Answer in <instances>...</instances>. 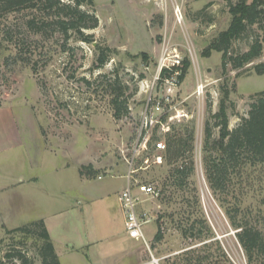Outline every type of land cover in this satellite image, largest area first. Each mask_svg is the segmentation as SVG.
I'll return each mask as SVG.
<instances>
[{
  "label": "rangeland",
  "instance_id": "1",
  "mask_svg": "<svg viewBox=\"0 0 264 264\" xmlns=\"http://www.w3.org/2000/svg\"><path fill=\"white\" fill-rule=\"evenodd\" d=\"M176 6L182 13L181 23L174 16ZM82 7L98 18L97 27L85 30V34H92V43L72 34L63 45V37L57 31L42 40L18 26L17 17L0 18V25L10 24L12 29L15 26L13 35L21 32L18 38H26L21 48L23 56L30 60L29 64L15 61L16 37L14 41L0 37V104L12 105L23 130L22 147L0 153V185L10 183L9 188L0 192V256L12 248L25 246L24 252L37 264L39 259L34 255L31 241L24 246L15 244L11 237L19 238V234L8 231L40 219L46 222L52 239L69 237L72 227H76L72 235H77L78 230L79 236L84 238L88 227L83 218L86 210L80 209L81 214L72 210L75 190L83 186L74 164L75 156L89 148L91 157L97 160L108 163L121 160L120 148L130 146L143 106L145 84L153 81L156 60L166 41L176 46L182 58L190 62L171 106L188 113V117L173 126L179 130L188 122L195 126L194 168L182 188L172 184L171 165L163 161L164 152L161 164L149 163L139 170L138 177L152 183L159 192L137 207L138 212L148 209L153 218L143 226L147 245L140 242L148 259L151 261L152 255L158 264L259 262L257 259L248 261L205 178L203 158L206 154L202 148L207 122L211 139L217 138L218 127H213L212 115L218 111L222 100L228 129H232L247 115L251 96L264 90V74H257L251 64L242 69H233L228 64L222 72L221 53L213 51L209 57L201 56L208 42L229 24L226 2L93 0L92 6ZM96 44L98 51L109 48V58L100 68L94 67ZM233 49L244 50L246 45L241 40L235 41ZM258 62L264 64L263 51L254 63ZM112 72H117L119 79L128 85L124 96L131 95L127 102L128 114L122 118L113 117L110 96L99 84L100 74ZM198 74L207 80L205 93L199 100L192 95ZM154 135L161 137L165 145L166 135L157 131ZM151 145L150 142L148 146ZM143 159L148 162L149 158L145 154L136 165ZM180 159L188 163L190 158L185 153ZM104 174L102 180L94 176L89 184L109 186L110 174ZM31 177H36L37 181L29 180ZM236 178L218 194L233 204V192L240 208L251 210L264 225V163L244 166L240 177L236 175ZM59 211L64 212L58 215ZM96 213L99 225L103 222L104 226L102 212L97 210ZM193 219L197 221L195 231L201 233V238H186L179 229V226L189 228ZM157 225L163 238L151 242ZM61 262L72 264L73 259L62 258Z\"/></svg>",
  "mask_w": 264,
  "mask_h": 264
},
{
  "label": "trees",
  "instance_id": "2",
  "mask_svg": "<svg viewBox=\"0 0 264 264\" xmlns=\"http://www.w3.org/2000/svg\"><path fill=\"white\" fill-rule=\"evenodd\" d=\"M230 21L226 29L220 31L203 48L202 57H209L211 52L221 53L222 72L226 71L228 64L233 69H242L251 64L257 74H264V64L254 63L262 55L264 47V0H224ZM93 0H0V18L13 15L18 18L17 25L22 26L30 35L39 36L40 39H49L54 31L63 37V45L69 35L75 34L76 38L88 43L93 42L92 34H85V30L98 26L97 16L82 6H92ZM210 5V3L208 4ZM207 5V6H208ZM23 13L22 16H17ZM10 24L0 25V37L14 41L17 49L14 60L27 61L23 56L22 46L24 37L13 35L16 28ZM71 33V34H70ZM246 45L244 50H232L233 43L239 41ZM94 49L97 56L94 67H102L109 58V48L100 50L98 44ZM189 60L183 59L180 81L184 78L189 68ZM113 73V72H112ZM165 75V72L162 73ZM99 84L110 96V104L113 107V117L122 118L128 114L127 102L131 95L124 96L128 85L122 82L117 72L113 74H100ZM103 79V80H101ZM85 81V80H84ZM90 83L89 81H85ZM227 95V94H225ZM247 115L241 117L239 123L232 129H228V117L224 101L222 100L218 111L212 115L213 127H218V137L211 139V127L207 122L205 127V140L202 151L206 154L203 158L205 178L209 190L216 196L223 208L229 224L235 230L234 235L244 249L248 261L259 260L254 264H264V225L251 210L244 211L239 206L237 196L233 194V204L223 200L219 192H223L227 183L231 184L233 177H240V170L246 166H255L264 163V90L255 93L250 98ZM190 126V127H189ZM179 130L173 126L166 134L165 151L163 161L169 168V176L172 184L182 188L194 168L193 150L195 138V126L188 122ZM188 153V163L180 158ZM88 166H80L81 176L92 172ZM237 179V178H236ZM242 179V178H241ZM238 182V179L237 181ZM234 185V184H233ZM235 190V186L233 188ZM250 214H247V212ZM248 215V216H247ZM252 215V216H251ZM196 219L191 221L189 228L179 226L186 238H201V233L195 231ZM8 233H17L19 238L11 237V241L20 246L27 245L31 241L34 255L39 259L37 264H59L58 257L51 243L48 231L43 220L33 221L27 225L17 226ZM163 238L159 225L155 233L154 242ZM25 247V246H24ZM24 247L12 248L0 256V264L13 263L16 259L19 264H33L34 258L24 252ZM255 258V259H253Z\"/></svg>",
  "mask_w": 264,
  "mask_h": 264
},
{
  "label": "crops",
  "instance_id": "3",
  "mask_svg": "<svg viewBox=\"0 0 264 264\" xmlns=\"http://www.w3.org/2000/svg\"><path fill=\"white\" fill-rule=\"evenodd\" d=\"M22 133V126L12 105L0 104V153L8 152L14 148L20 149L23 142ZM91 156L90 149L86 148L75 156L74 161L77 171H79L80 166L88 165L92 170L91 173L83 176L78 173L83 186L76 189L73 195L72 210L77 214H81L80 209L82 212L86 210L83 218H85L88 227L84 238L79 236L78 230L77 235H72L75 234L76 229V227H72V236L52 239L50 230L44 222L59 264H62V258L66 257L73 259L72 264H152L142 243L126 234L125 217L118 202V194L126 184L124 162L122 160L112 162L111 160L108 163ZM100 169H102L101 173ZM104 173H109L110 179H112L109 186L92 187L89 184L94 176L97 180H102ZM21 179L19 177V181ZM29 180L37 181V178L31 177ZM9 185L10 183L0 185V192L9 188ZM97 210L102 212L104 226H102L103 222L99 225L96 216ZM140 211L148 212V209ZM62 212L64 211H59L58 215ZM154 232L156 233L157 229ZM155 233L150 240L151 242Z\"/></svg>",
  "mask_w": 264,
  "mask_h": 264
},
{
  "label": "built area",
  "instance_id": "4",
  "mask_svg": "<svg viewBox=\"0 0 264 264\" xmlns=\"http://www.w3.org/2000/svg\"><path fill=\"white\" fill-rule=\"evenodd\" d=\"M174 16L176 21L181 23L182 13L179 6L175 7ZM182 61L179 49L164 41L156 60L153 81L151 84H145L146 87L143 90L145 97L133 139L128 149L120 148L121 160L126 166V184L118 194V202L124 213L126 234L146 245L143 226L153 218L149 212H138L137 207L147 199L158 196L159 192L152 183L142 181L138 177V172L146 168L149 163H162L165 145L161 137L154 135V131L162 133L164 136L171 131L175 123L181 122L183 117H188V113L183 109L171 106L173 95L181 83L179 76ZM163 72L165 75H162ZM168 73L170 75H167ZM206 86L207 80L198 74L192 95L198 100L201 99ZM150 142L152 143L151 147L148 146ZM126 149L128 153H125ZM145 154L149 158L148 162L147 159H143L139 165H136ZM99 178L101 177L99 176ZM150 263L158 264V260L151 255ZM12 264H19V261L14 259Z\"/></svg>",
  "mask_w": 264,
  "mask_h": 264
}]
</instances>
